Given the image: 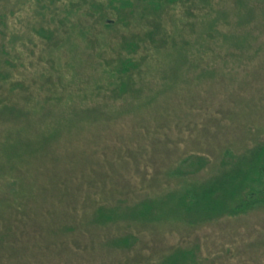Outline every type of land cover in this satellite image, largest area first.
Returning a JSON list of instances; mask_svg holds the SVG:
<instances>
[{"label":"rangeland","instance_id":"374dc122","mask_svg":"<svg viewBox=\"0 0 264 264\" xmlns=\"http://www.w3.org/2000/svg\"><path fill=\"white\" fill-rule=\"evenodd\" d=\"M262 143L264 0H0V264H264L263 180L236 214L128 215Z\"/></svg>","mask_w":264,"mask_h":264},{"label":"trees","instance_id":"16d2710c","mask_svg":"<svg viewBox=\"0 0 264 264\" xmlns=\"http://www.w3.org/2000/svg\"><path fill=\"white\" fill-rule=\"evenodd\" d=\"M109 26H112V24H109ZM126 64L133 65L134 62L132 60H129ZM124 92V91H123ZM124 94H126L124 92ZM97 109V114H103L105 110L102 111L100 107H95ZM114 112L116 114L123 113L122 112V106H119L118 108L114 109ZM95 114V113H94ZM91 121V120H90ZM93 124H95L96 120L93 119L91 121ZM257 146H254L253 149H251L248 154L244 153L242 158L239 160L237 166H233L232 168H227L223 175L217 179L216 182H213L209 185H204L202 183H196L192 188L187 189L183 195L180 198H168L164 201L163 206L161 205V202H152L149 201L147 203L138 204L135 207L128 209V215L134 214V215H140L146 222H152L148 221L150 219L155 218V220L151 223L152 228H157V219L162 216V218H169V214H174L175 212H178V209L183 210L186 213L195 212L198 209H204V210H211L215 211L214 209H225L229 208L230 214H236L239 211H246V209L249 207L252 208L255 203L258 202V200H253L254 202H250V199H253L255 196L253 194H256V191L253 192L252 184L255 181H261L260 184L264 181V143L262 144H256ZM173 168V167H172ZM172 172L174 176H176L179 179V175L177 172L180 171L179 168L172 169ZM263 180V181H262ZM151 181V180H150ZM230 186V188H229ZM255 189V188H254ZM226 191H229L226 193ZM219 192H221L219 194ZM226 193V194H225ZM192 196L193 198H184L185 196ZM225 195H238L241 198H225ZM219 198H215V197ZM242 201V203L237 204V202ZM96 202V201H95ZM94 202V203H95ZM102 204V203H101ZM263 203H257V205H260ZM96 205L97 211L101 213L102 215V223L105 222V224H111L116 219H118V215L120 214L119 209L110 207L107 205H100V204H94ZM159 205H161L159 207ZM241 205V206H240ZM170 206L171 212L166 213L165 215H158L156 211L160 209L161 211H165L164 207ZM122 208V207H119ZM185 215V214H184ZM189 215V214H188ZM73 217V215H72ZM205 217V216H204ZM203 217V218H204ZM49 223V231L50 236L52 238H56L60 236V232L63 231V226L66 224H62L61 217L54 218L52 217L51 220H48ZM91 230L96 229V225H91ZM104 226V225H103ZM135 232L129 231L125 232L124 235L120 236V239H117V242H119L120 248H128L129 243L132 242V240L135 239ZM49 249L52 247H56L58 245L50 244ZM60 247V246H59ZM63 250L68 251V248L65 247V245H62ZM64 251V252H65ZM71 253V250L68 251ZM72 254V253H71Z\"/></svg>","mask_w":264,"mask_h":264}]
</instances>
